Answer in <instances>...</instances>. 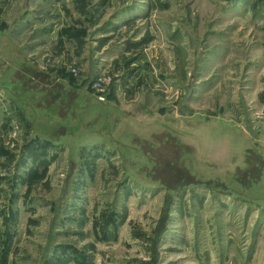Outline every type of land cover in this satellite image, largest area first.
Returning a JSON list of instances; mask_svg holds the SVG:
<instances>
[{
	"label": "rangeland",
	"instance_id": "374dc122",
	"mask_svg": "<svg viewBox=\"0 0 264 264\" xmlns=\"http://www.w3.org/2000/svg\"><path fill=\"white\" fill-rule=\"evenodd\" d=\"M0 264H264V0H0Z\"/></svg>",
	"mask_w": 264,
	"mask_h": 264
}]
</instances>
